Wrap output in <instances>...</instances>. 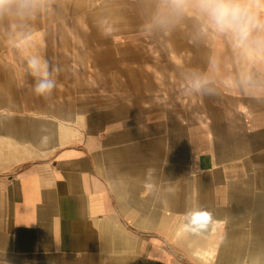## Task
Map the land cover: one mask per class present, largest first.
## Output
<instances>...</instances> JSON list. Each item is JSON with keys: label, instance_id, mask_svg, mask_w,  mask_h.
I'll return each instance as SVG.
<instances>
[{"label": "crops", "instance_id": "1", "mask_svg": "<svg viewBox=\"0 0 264 264\" xmlns=\"http://www.w3.org/2000/svg\"><path fill=\"white\" fill-rule=\"evenodd\" d=\"M153 2L49 0L26 26L0 19V264L264 257V92L228 86L243 65L191 16L153 27ZM31 56L57 83L48 100ZM202 73L214 83L195 93Z\"/></svg>", "mask_w": 264, "mask_h": 264}, {"label": "clouds", "instance_id": "2", "mask_svg": "<svg viewBox=\"0 0 264 264\" xmlns=\"http://www.w3.org/2000/svg\"><path fill=\"white\" fill-rule=\"evenodd\" d=\"M49 0H0V19L12 18L17 27H23L46 9ZM191 16L203 37L226 41L232 55L225 64L239 63L243 70L229 76L228 86L250 91L264 92V0H154L150 12V24L170 29L185 17ZM221 61L213 59L211 70L218 71ZM27 70L38 77L33 92L45 100L51 98L57 87L49 78L46 64L38 56L27 59ZM214 81L208 74H196L188 78L187 87L195 93L210 91ZM152 169L147 170L150 176ZM151 190L154 185L146 183ZM200 217L210 220V214L200 212ZM251 264H264V257L253 258Z\"/></svg>", "mask_w": 264, "mask_h": 264}, {"label": "rangeland", "instance_id": "3", "mask_svg": "<svg viewBox=\"0 0 264 264\" xmlns=\"http://www.w3.org/2000/svg\"><path fill=\"white\" fill-rule=\"evenodd\" d=\"M67 11L71 13L70 9L67 10ZM46 12L49 14V11H46ZM70 13H68V16H71ZM81 13H82V14H84V13L87 14V11H86L85 9H84V10H79V14H78V16H81ZM98 13H100L98 10H95V11H94L95 16H96ZM258 171H262V173H260V174H261V177H260V175L257 173L256 180H257V179L259 180V179H261V178L264 177V170H258ZM256 188H258V187L256 186ZM256 190H257V189H256Z\"/></svg>", "mask_w": 264, "mask_h": 264}, {"label": "snow or ice", "instance_id": "4", "mask_svg": "<svg viewBox=\"0 0 264 264\" xmlns=\"http://www.w3.org/2000/svg\"><path fill=\"white\" fill-rule=\"evenodd\" d=\"M200 219H206V217H200Z\"/></svg>", "mask_w": 264, "mask_h": 264}, {"label": "bare ground", "instance_id": "5", "mask_svg": "<svg viewBox=\"0 0 264 264\" xmlns=\"http://www.w3.org/2000/svg\"><path fill=\"white\" fill-rule=\"evenodd\" d=\"M54 126H55V124H54ZM22 145V144H21ZM20 153V152H19ZM17 159V158H16ZM10 264V263H9Z\"/></svg>", "mask_w": 264, "mask_h": 264}]
</instances>
